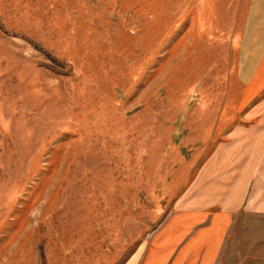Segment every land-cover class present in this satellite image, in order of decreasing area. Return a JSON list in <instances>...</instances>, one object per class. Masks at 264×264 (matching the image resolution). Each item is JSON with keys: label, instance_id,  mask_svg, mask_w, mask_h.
<instances>
[{"label": "rangeland", "instance_id": "rangeland-1", "mask_svg": "<svg viewBox=\"0 0 264 264\" xmlns=\"http://www.w3.org/2000/svg\"><path fill=\"white\" fill-rule=\"evenodd\" d=\"M255 7L0 0V264H136L188 210L230 216L217 264H264Z\"/></svg>", "mask_w": 264, "mask_h": 264}, {"label": "crops", "instance_id": "crops-1", "mask_svg": "<svg viewBox=\"0 0 264 264\" xmlns=\"http://www.w3.org/2000/svg\"><path fill=\"white\" fill-rule=\"evenodd\" d=\"M255 8L261 17V25L250 28L248 41H264V0H258ZM263 62L264 52L255 74ZM262 87L256 91L248 90L255 94ZM229 223L230 216L223 211L176 213L154 232L136 264H217Z\"/></svg>", "mask_w": 264, "mask_h": 264}]
</instances>
